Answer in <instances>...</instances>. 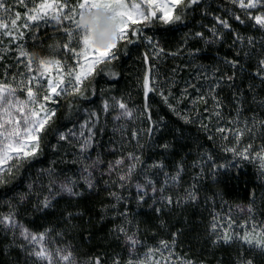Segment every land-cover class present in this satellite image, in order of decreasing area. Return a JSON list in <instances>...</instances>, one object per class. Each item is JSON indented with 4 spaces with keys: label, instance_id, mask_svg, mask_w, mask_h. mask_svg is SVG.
<instances>
[{
    "label": "trees",
    "instance_id": "trees-1",
    "mask_svg": "<svg viewBox=\"0 0 264 264\" xmlns=\"http://www.w3.org/2000/svg\"><path fill=\"white\" fill-rule=\"evenodd\" d=\"M16 6L13 11L25 12ZM180 7L174 8L173 17ZM215 17L227 20L231 28L221 27ZM143 35L152 42H120L117 59L85 80L81 93L62 95L50 104L56 114L40 134L36 156L4 174L0 216L14 214L20 226L36 234L48 230L51 247L71 250L78 264L97 259L100 264H148L150 249L153 260L161 258L156 249L162 241L171 245V264H264V249L255 246L256 239L264 240V168L253 156L245 159L228 150L251 145L249 151L256 153L264 147V30L231 0H200L185 9L181 21L156 22ZM32 36L25 30L21 44L28 53L55 56L77 67L72 54H65L62 30L47 25L35 31V40ZM4 43L0 37V45ZM54 44L59 49L54 51ZM26 63V57L0 49V80L27 75ZM146 76L155 87L147 95ZM105 101L132 104L133 116L138 111L142 115L116 122L115 114L102 111ZM97 110L99 123L83 159L80 141L59 137ZM245 124L252 131L237 140L234 133ZM129 153L137 157L136 167L122 182L114 174L115 161ZM84 165L95 170L92 188L81 180ZM177 175L173 183L170 178ZM60 180H74L78 194L59 193ZM137 184L143 185V195ZM44 198L50 200L47 208L42 207ZM18 232L0 223V264H38ZM246 233L252 244L237 238ZM225 234L231 237L227 243ZM129 237L137 241L134 248ZM162 251L168 264V252Z\"/></svg>",
    "mask_w": 264,
    "mask_h": 264
},
{
    "label": "snow or ice",
    "instance_id": "snow-or-ice-1",
    "mask_svg": "<svg viewBox=\"0 0 264 264\" xmlns=\"http://www.w3.org/2000/svg\"><path fill=\"white\" fill-rule=\"evenodd\" d=\"M199 3L200 0H186V2L185 0H41L39 3L36 0H28V3H25V0H0V36L12 37L13 42H15L23 40L25 30H30L33 32L31 38L35 40L36 30L51 25L57 30H62L66 35L67 42L63 44V48L66 50L65 54L67 55L70 52L77 61L79 68L77 70L67 60L63 63L59 59H56L54 63L40 61L38 64L36 63L35 74H32V58L24 50L23 44L17 46L19 55L27 58L25 67L28 75L23 76L16 83V86H13L11 82L6 83L0 80V166L11 159H15L17 162L16 165H9L6 169L0 167V184L5 183L3 174L5 171L11 175L13 167L18 166L21 160H28L36 156L40 145V134L56 114L55 109L49 107L50 104L57 103L62 95L81 93L80 86L85 80L92 77L98 68L100 72H104V68L100 67L101 65L110 64L117 59L120 42L124 41L130 44L135 42L134 38H139L151 43V38L143 35L144 28L151 27L156 22L165 25L179 22L186 8ZM231 3L241 10L247 20L253 21L255 26L264 30V0H231ZM16 4H20L25 8L22 20L20 12L13 11ZM29 4H31V7H29ZM100 6L108 8L113 16L120 21L118 41L106 49L92 45L89 37L81 33L77 24L78 18L85 11H90ZM176 6L182 7L179 9L180 14L173 17L171 13ZM253 12L256 14L254 15ZM233 19L241 24L245 23V19H242L241 15L233 14ZM215 20L221 27L225 29L231 28L227 20H223L220 17H215ZM18 21H21L19 25ZM139 25H142V27ZM211 31L214 36L218 37L215 28ZM196 35L202 36V33H196ZM248 43H253L251 38H249ZM229 63H232L233 67H235V62L229 61ZM260 66L264 69V60L260 61ZM52 67H55L57 72L54 77L46 75L51 72ZM115 75V73H112L113 78ZM65 78H67V84H65ZM261 78L264 79V76H261ZM218 83L216 86H218ZM144 88L145 95L155 90L154 86H149L147 76L145 77ZM21 94L24 97L23 99H21ZM117 106L123 110L122 115L129 118L132 117V111L127 109L124 103L117 101ZM108 107L109 105L105 102V111H107ZM216 114L219 115L218 112ZM116 119H120V117L118 116ZM91 123V127L86 122L81 125L79 132L73 133L69 130L67 134H60L59 138L65 140L67 136L75 135L80 141V150L82 152L86 151L92 146L95 137V121ZM262 126H264V122H262ZM85 129L87 130V135H85ZM219 131L225 132L226 130L220 128ZM251 131L252 129L245 124L244 128L237 129L234 135L238 140L245 132L251 133ZM250 148L251 145H248L239 152H237L236 148L228 150L245 159L253 156L264 168V147L256 153L250 152ZM128 160L129 165L126 175L119 177L122 182L130 178L135 171L137 157L129 153ZM123 163V159L115 161L117 167ZM157 166L163 167L162 165ZM170 179L175 183L178 181L179 175ZM74 183V181L69 180L66 184L60 186L61 190L71 195H77L78 193L73 191L72 185ZM148 183L151 185L152 181H148ZM88 187H93L90 181ZM137 189L141 190L143 195V185L137 184ZM152 190L155 192V187ZM160 191H163V189H160ZM52 195H55V193ZM188 197L192 200L196 198L192 192L188 193ZM165 199L167 203H172L170 197ZM49 206L50 200L44 198L42 207L47 208ZM0 223L13 229L19 228L20 236L30 246L28 249L29 254L36 259L38 264L39 262H46V264H76L71 250L53 249L51 247L52 241L48 230L39 234L30 232L27 228L17 225L14 214L0 216ZM213 228L215 229V225H213ZM255 231L256 226L252 225V232ZM260 234H264V228L260 229ZM237 238L249 244L253 243L250 233ZM222 239L227 243L231 237L225 234ZM129 240L134 248L137 241L134 237H129ZM255 246L264 249V240L256 239ZM162 250H167L168 264H171L173 255L171 245L163 241L161 242V247L156 249L157 252L161 253L159 260L152 259V249L145 254L148 264H165ZM94 264H100V261L97 259ZM129 264H132V262L129 261ZM138 264H143V261H139ZM182 264H192V261H184ZM247 264H251V262L249 261Z\"/></svg>",
    "mask_w": 264,
    "mask_h": 264
},
{
    "label": "rangeland",
    "instance_id": "rangeland-1",
    "mask_svg": "<svg viewBox=\"0 0 264 264\" xmlns=\"http://www.w3.org/2000/svg\"><path fill=\"white\" fill-rule=\"evenodd\" d=\"M36 2L37 3H39V2H41V0H36ZM25 3H28V0H25ZM16 6V5H15ZM18 7L19 6H21L23 9H24V11H25V8L22 6V5H17ZM16 6V7H17ZM169 6H171V5H169ZM29 7H31V4H29ZM21 11V20L23 19V15H24V13H23V11L22 10H20ZM173 11H174V8H173V10H172V15H173ZM158 15H159V13H158ZM19 23H21V21H18V25H19ZM1 38H2V40L3 41H5V42H7V43H4L3 45H0V49H2V51L4 52V53H7L8 55L10 54V55H15L16 56V54H17V56H18V58L19 59H22L23 57H21L20 55H19V52L17 51V46L19 45V44H21L22 43V41L24 40H17V41H15V42H13V39H12V37H8V36H0ZM152 47L150 46V48H149V50L151 49ZM151 52H153L154 54H155V52H156V49H154V48H152L151 49ZM82 62V61H81ZM75 65L77 66L76 68H77V70H79V68H78V64H77V61L75 60ZM65 71H66V69H65ZM35 72H36V68L35 67H33V69H32V74H35ZM56 74H57V72H56V69H55V67H52V70H51V72L50 73H48V74H46V75H51V76H56ZM27 75H28V73H27ZM12 76V75H11ZM26 76V75H25ZM22 79V75H21V77L19 78L18 76H12L11 77V79H10V81L8 80V79H4L3 81L4 82H11L12 84H13V86H16V83L18 82V81H20ZM65 84H67V78H65ZM19 91V90H18ZM24 97H23V95L21 94V99H23ZM108 99H110V98H108ZM107 99V100H108ZM105 102H107V104L109 105L110 103L108 102V101H105ZM124 104H126V106H127V109H129V110H131L132 111V117H126V116H124V115H122V112H123V110L122 109H120L118 106H116L115 104H112V105H109V107H108V109H107V111H105V108L103 107V112L105 113V116L107 115V113H111L110 115H113L114 116V114H115V116L116 117H120V119H116V117H115V120H116V122H121V121H123V122H126V120H128V121H130V120H132V119H134V117L135 118H137L138 116H141L142 114H141V112L140 111H138V113L137 114H134V116H133V110H132V106H134V105H132L131 103V105H129V104H127V103H124ZM49 107H50V105H49ZM93 114H95V115H93ZM100 112L97 110V111H92L91 113H89V114H87L88 116L87 117H85V118H83V121H82V123L80 124V125H78V127H74L71 131L73 132V133H77V132H79L80 131V127H81V125H84L86 122H88V126L89 127H91L92 126V121H95V123H94V130H95V128L97 127V125H98V123H99V117H100ZM114 118V117H113ZM85 135H87V130L85 129ZM140 135V134H139ZM138 135V136H139ZM68 137V140L69 139H73V140H75V141H77V142H79V139L75 136V135H69V136H67ZM67 141V140H66ZM138 143V142H137ZM125 145H128V144H125ZM90 148V147H89ZM88 148V149H89ZM82 154V158L83 159H86V155H87V151H84L83 153H81ZM88 156V155H87ZM87 159H89V157H87ZM122 159H123V161H124V163L122 164V165H120V166H118L117 167V170H114V171H116L114 174L115 175H117L116 177H120V174L122 173V172H126L127 173V170H128V165H129V160H128V158L126 157V155L123 157L122 156ZM17 162H16V160L15 159H11V160H8V161H6L5 162V164L4 165H2V166H0V167H4L5 169L9 166V165H15ZM94 171L95 170H91V169H85V165L84 166H82V170H81V174H82V178H81V180H82V182L83 183H85V184H87V183H89V181L91 182V180H92V177H93V175H94ZM6 173V171L3 173V174H5ZM126 173H125V175H126ZM132 175H134V174H132ZM131 175V176H132ZM134 178V177H133ZM116 179V178H115ZM74 181V180H73ZM68 182V180H60V182H58L56 185H57V191L59 192V193H61V194H64V193H66V192H64V191H62L61 190V185H63V184H66ZM75 182V181H74ZM74 186V184L72 185V187ZM51 187V186H50ZM66 194H68V193H66ZM16 221V220H15ZM17 223V222H16ZM17 225H19L18 223H17ZM22 226V225H21ZM17 229V228H16ZM16 229H14V231L16 230ZM19 229V228H18ZM19 232H20V230H19ZM18 232V233H19ZM39 234V233H38ZM21 237V236H20ZM22 238V237H21ZM23 239V238H22ZM24 240V239H23ZM26 242V241H25ZM26 244V248H28L29 249V245L27 244V242L25 243ZM54 249V248H53ZM63 249H65V248H63ZM76 264H78V262L76 261Z\"/></svg>",
    "mask_w": 264,
    "mask_h": 264
},
{
    "label": "clouds",
    "instance_id": "clouds-1",
    "mask_svg": "<svg viewBox=\"0 0 264 264\" xmlns=\"http://www.w3.org/2000/svg\"><path fill=\"white\" fill-rule=\"evenodd\" d=\"M78 27L83 35L89 37L92 45L97 48H108L118 41L120 21L112 12L100 6L90 11H85L77 20ZM53 50L59 49V44H54ZM35 63H45L56 60L55 56H42L39 52L28 53Z\"/></svg>",
    "mask_w": 264,
    "mask_h": 264
}]
</instances>
